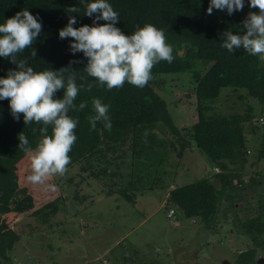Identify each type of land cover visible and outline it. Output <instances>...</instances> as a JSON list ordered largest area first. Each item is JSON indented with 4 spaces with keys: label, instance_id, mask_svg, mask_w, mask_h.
Wrapping results in <instances>:
<instances>
[{
    "label": "trees",
    "instance_id": "16d2710c",
    "mask_svg": "<svg viewBox=\"0 0 264 264\" xmlns=\"http://www.w3.org/2000/svg\"><path fill=\"white\" fill-rule=\"evenodd\" d=\"M108 2L118 12L119 22L115 26L124 34H131L138 26L150 23L164 31L167 42L173 48L172 62L157 63L152 69V79L143 88L127 82L123 87L111 91L96 87L95 79L89 77L84 70L87 58L81 52L73 54L69 50L72 38H59L58 30L67 24L69 13L65 10L68 7L80 8L79 13L70 14L77 19V24L73 27L92 25L93 18L84 15L81 0H0V24L22 9L37 16L42 23L41 34L32 46L36 50V58L30 56L31 49H26L18 54V59L26 58L35 71L59 70L70 66L69 72H64L63 75H74L77 85L84 86L74 103L78 106L84 101L87 102V107L80 111L70 110L68 113L78 120L75 129L77 139L69 153L71 163L68 166L78 164L81 171L97 178L104 185L108 177L110 186L107 192L114 188L127 201H133L132 189L136 188L135 183L141 175H133L131 170L122 173L115 159L125 155V147L134 163L135 160L137 163L145 159H150L152 163L162 160L163 152L158 160L157 153L169 141L156 137V126H167L175 134L178 130L169 117L165 101L154 89V77L187 73L192 83L194 120L186 131L188 141H181L177 148H172L178 158L183 147L191 145V148L202 154L203 163L208 162L215 171L196 177L192 182L167 188L168 203L178 208L183 217L193 218L196 223L204 225L216 217L220 206L221 215L230 212V221L236 223V228L246 234L251 242L246 249L234 256L233 264H257V248L264 249V200H261L264 195L260 193L262 197L258 200L257 211L243 220L237 216L234 202L235 199L245 198L240 190L246 186L242 185L238 172L264 159V128L257 134L256 125L259 121L261 123L262 118L255 119L251 115L250 104L246 105L243 113L224 115L209 110L220 90L230 88L234 91L242 90L243 94H237L239 98L244 95L253 98L263 105L260 111H264V59L252 56L243 49L229 53L221 43V34L225 30L234 34L243 31L241 22L247 13L258 10L249 8L245 13L229 16L226 11L213 9V14L208 15L206 9L209 0ZM97 23L103 24L105 21ZM70 61L78 62L70 65ZM9 69H15V65L0 57V78L5 77ZM88 84L93 85L91 91L86 90ZM62 96L63 89L57 91L55 98ZM93 97L101 98L103 103L110 106L111 131L106 130L102 122H97L96 130H90L87 118L94 114L91 104ZM41 127L42 124L34 122L25 125L22 115L19 120H15L10 113L8 101L0 100V263L9 261L8 251L19 239L18 231L11 225L16 220L8 223V215L16 219L31 214L34 219L38 217L41 222H45L57 208L55 200L36 207L32 194L20 186L17 180V165L26 155L18 147V135L22 132L29 141L28 146L35 148L41 138ZM257 139L253 161L247 162V143L251 144ZM140 163L139 169L146 173L147 164ZM109 164L114 165L112 170L108 168ZM128 165L131 166V162ZM114 175L118 182L111 178ZM262 180L264 178L259 182L262 183ZM247 181L251 185L259 184L252 177ZM227 191L230 193H226ZM173 214L172 209L171 213H166L169 218Z\"/></svg>",
    "mask_w": 264,
    "mask_h": 264
},
{
    "label": "rangeland",
    "instance_id": "374dc122",
    "mask_svg": "<svg viewBox=\"0 0 264 264\" xmlns=\"http://www.w3.org/2000/svg\"><path fill=\"white\" fill-rule=\"evenodd\" d=\"M248 9V0H245L243 11L233 14L245 13ZM154 79V89L165 101L178 133L164 125L156 126V137L166 139L171 145L165 143L159 148L157 160L163 152L159 163L139 160L147 164L146 173L139 169L140 162L134 163L125 147V155L115 159L122 173L131 170L133 175H141L132 189L133 201H127L114 188L107 192L108 177L104 185L81 171L78 164L68 166L64 176L47 181L56 186L55 190L46 185H33L26 179L31 174L30 157L26 153L16 168L19 185L32 194L36 207L55 200L57 208L45 222L38 217L34 219L31 214L16 219L8 215V223L16 220L11 225L18 231L19 239L8 251L9 261L0 264H233L234 256L251 244L247 235L230 221V212L221 215V206L216 217L204 225L183 217L178 208L168 203L167 188L192 182L215 170L208 162L203 163L202 154L191 145H185L178 158L172 148L188 141L186 131L194 120L188 74L156 75ZM237 94H243L242 90L221 89L209 111L224 115L243 113L250 104L251 115L262 118L256 124L259 134L264 128V111H260L263 105L246 95L239 98ZM257 144L258 139L247 143V162L253 161ZM260 161L238 172L242 185L246 186L240 190L245 198L234 202L241 220L257 211L260 193L264 195V186L247 181L254 170L264 173V159ZM108 168L112 170L114 165L109 164ZM111 178L118 182L116 175ZM169 208L174 211L170 218L166 215ZM257 259V264H264V249L257 248Z\"/></svg>",
    "mask_w": 264,
    "mask_h": 264
},
{
    "label": "clouds",
    "instance_id": "9594fccd",
    "mask_svg": "<svg viewBox=\"0 0 264 264\" xmlns=\"http://www.w3.org/2000/svg\"><path fill=\"white\" fill-rule=\"evenodd\" d=\"M81 3L84 15L93 18L92 25L73 27L77 19L70 14L79 13L80 8L68 7L65 10L69 13L67 24L58 30V36L60 39L72 38L70 52H81L87 58L84 70L95 79L96 87L111 91L127 82L143 88L152 79V69L157 63H171L174 59L173 48L162 29L145 23L126 35L115 26L119 22V14L108 0H81ZM244 7L245 0H209L206 12L212 15L213 9H216L231 16L234 12L243 11ZM248 7L258 11L247 13L241 22L243 31L234 34L225 30L221 34L222 47L229 53L243 49L252 56L264 59V0H248ZM100 20L105 23H97ZM41 31L39 18L27 9L0 24V57L15 65V69H9L6 76L0 78V100L8 101L15 120L22 115L25 125L33 122L43 125L39 129L41 138L35 148L28 146L29 141L22 132L18 135V147L30 157L31 174L26 177L27 181L55 190L56 186L47 181L66 174L71 163L69 153L77 139L75 129L78 120L68 113L70 110H83L87 102L82 101L78 106L74 103L84 86L77 85L74 75H63L69 72L70 66L35 71L26 58L18 59V54L26 49H31L30 56L36 58L37 53L32 46ZM77 62L70 61V65ZM92 87L88 84L86 90L91 91ZM61 89L62 98H55ZM91 104L94 114L87 118L90 130H96L97 122H102L103 127L111 131L110 106L97 97L92 98Z\"/></svg>",
    "mask_w": 264,
    "mask_h": 264
},
{
    "label": "crops",
    "instance_id": "0c3cea01",
    "mask_svg": "<svg viewBox=\"0 0 264 264\" xmlns=\"http://www.w3.org/2000/svg\"><path fill=\"white\" fill-rule=\"evenodd\" d=\"M260 160H262V159H260ZM259 160V161H260ZM259 161H257V162H259ZM256 162V163H257ZM260 162H262V161H260ZM256 163H254V165L256 164ZM251 172V171H250ZM252 178L254 177L256 180H258V183L259 184H257L259 187H262V186H264V180H262V183H260L259 181L261 180V179H263L264 178V173L263 174H259L258 173V170L256 171V170H254L253 171V175L251 176ZM249 216H251V215H249Z\"/></svg>",
    "mask_w": 264,
    "mask_h": 264
},
{
    "label": "built area",
    "instance_id": "2783aa9c",
    "mask_svg": "<svg viewBox=\"0 0 264 264\" xmlns=\"http://www.w3.org/2000/svg\"><path fill=\"white\" fill-rule=\"evenodd\" d=\"M171 213V210L168 211V214Z\"/></svg>",
    "mask_w": 264,
    "mask_h": 264
},
{
    "label": "water",
    "instance_id": "95a60500",
    "mask_svg": "<svg viewBox=\"0 0 264 264\" xmlns=\"http://www.w3.org/2000/svg\"><path fill=\"white\" fill-rule=\"evenodd\" d=\"M193 220H194V219H193ZM193 220H192V221H193Z\"/></svg>",
    "mask_w": 264,
    "mask_h": 264
}]
</instances>
